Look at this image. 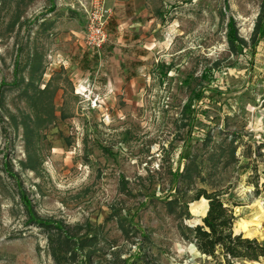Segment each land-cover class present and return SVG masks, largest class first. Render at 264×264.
Returning <instances> with one entry per match:
<instances>
[{
    "label": "rangeland",
    "instance_id": "obj_1",
    "mask_svg": "<svg viewBox=\"0 0 264 264\" xmlns=\"http://www.w3.org/2000/svg\"><path fill=\"white\" fill-rule=\"evenodd\" d=\"M134 1L110 52L85 45L66 0H0V264H55L23 198L89 230L91 264H221L182 235L199 187L264 241V36L249 52L262 0Z\"/></svg>",
    "mask_w": 264,
    "mask_h": 264
},
{
    "label": "trees",
    "instance_id": "obj_2",
    "mask_svg": "<svg viewBox=\"0 0 264 264\" xmlns=\"http://www.w3.org/2000/svg\"><path fill=\"white\" fill-rule=\"evenodd\" d=\"M226 40L228 47L233 53H240L246 46V42L238 36L234 21L230 18L226 24ZM264 36V0L259 13L256 16L252 28L250 42L251 57L255 53V45ZM203 90L195 92L196 100H199ZM7 172V171H6ZM23 197V195H21ZM204 197L207 201V209L200 221L193 225L188 233L182 232L185 238H189L195 248L202 254L212 258L219 257L221 264H235V260L258 261L264 257V241L255 237H246L240 232L234 231L235 214L234 204L224 200L223 191H207L199 187L195 192L194 199ZM24 208L28 213V219L38 226L47 229L48 253L55 264H91L90 256L92 251H83L89 243V230L82 234L61 227L59 224L44 221L32 215L27 200L23 198ZM60 230L61 236L53 238L51 229ZM86 233V234H85ZM88 242V243H87ZM77 252H84V259L78 258ZM128 262V259H124Z\"/></svg>",
    "mask_w": 264,
    "mask_h": 264
},
{
    "label": "crops",
    "instance_id": "obj_3",
    "mask_svg": "<svg viewBox=\"0 0 264 264\" xmlns=\"http://www.w3.org/2000/svg\"><path fill=\"white\" fill-rule=\"evenodd\" d=\"M85 1L86 0H66V9L72 10L74 13L78 14L82 19V24L84 22V20H83L84 19V13L82 11V2L84 3ZM131 3H132L131 0H105V6L110 11V15H109V19H108V21H109V23H108L109 24L108 37L109 38H108V43H107L108 44L107 49L110 52H114L116 50V46H115L116 45L115 44L116 32H117V30L121 29L120 28L121 26H119L120 23L121 22L124 23L123 27L128 26V22L126 21V20H128V17H124V14L127 15L130 13L128 11L129 8L133 9V6H131ZM135 4H136V0L134 1V6H135ZM136 8L137 7H135V9ZM134 14H135V12H134ZM120 20H122V21H120ZM82 29H83V25H82ZM123 30L125 31V33H124L125 38H129L130 36H129V33L127 32L128 30L124 29V28H123ZM82 34H83V31H82ZM241 205H243V203ZM206 209H207V202H205V204H204L202 216L205 214ZM234 214H235V212H234ZM234 231L240 232L246 237H255L256 238V235L254 233L247 234L246 231L244 230V228L236 229L234 227ZM261 260L264 261V257L260 258L258 261H261Z\"/></svg>",
    "mask_w": 264,
    "mask_h": 264
},
{
    "label": "built area",
    "instance_id": "obj_4",
    "mask_svg": "<svg viewBox=\"0 0 264 264\" xmlns=\"http://www.w3.org/2000/svg\"><path fill=\"white\" fill-rule=\"evenodd\" d=\"M84 13L83 41L86 46L100 48L108 39L107 24L110 15L105 0L82 2Z\"/></svg>",
    "mask_w": 264,
    "mask_h": 264
}]
</instances>
